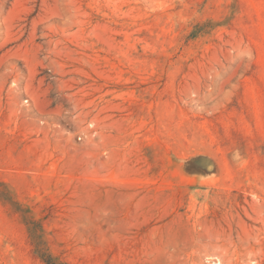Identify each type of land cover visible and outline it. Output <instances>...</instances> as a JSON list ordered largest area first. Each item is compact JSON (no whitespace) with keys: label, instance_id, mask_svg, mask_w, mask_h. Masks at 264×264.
Instances as JSON below:
<instances>
[{"label":"rangeland","instance_id":"obj_1","mask_svg":"<svg viewBox=\"0 0 264 264\" xmlns=\"http://www.w3.org/2000/svg\"><path fill=\"white\" fill-rule=\"evenodd\" d=\"M0 264H264V0H0Z\"/></svg>","mask_w":264,"mask_h":264}]
</instances>
